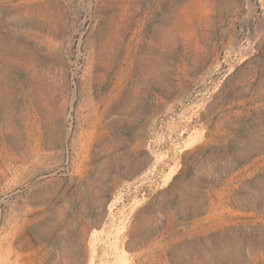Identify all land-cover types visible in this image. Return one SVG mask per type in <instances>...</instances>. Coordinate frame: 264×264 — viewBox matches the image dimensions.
<instances>
[{
	"label": "rangeland",
	"instance_id": "obj_1",
	"mask_svg": "<svg viewBox=\"0 0 264 264\" xmlns=\"http://www.w3.org/2000/svg\"><path fill=\"white\" fill-rule=\"evenodd\" d=\"M0 264H264V0H0Z\"/></svg>",
	"mask_w": 264,
	"mask_h": 264
}]
</instances>
